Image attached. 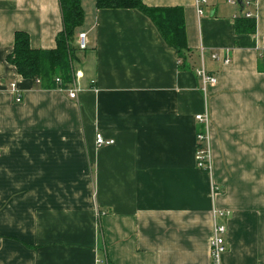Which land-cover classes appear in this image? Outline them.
<instances>
[{"label":"crops","instance_id":"0c3cea01","mask_svg":"<svg viewBox=\"0 0 264 264\" xmlns=\"http://www.w3.org/2000/svg\"><path fill=\"white\" fill-rule=\"evenodd\" d=\"M142 1L184 9L185 67L138 10L81 0L73 81L49 88L8 57L18 31L57 47L60 0H0V264H215L217 225L219 264H264V0L254 34L237 33L228 0L201 15L196 0ZM202 68L218 80L205 91ZM206 113L210 172L195 160Z\"/></svg>","mask_w":264,"mask_h":264},{"label":"trees","instance_id":"16d2710c","mask_svg":"<svg viewBox=\"0 0 264 264\" xmlns=\"http://www.w3.org/2000/svg\"><path fill=\"white\" fill-rule=\"evenodd\" d=\"M60 5L64 26L57 37V47L46 51L34 49L30 36L18 31L15 34L14 50L8 57L20 76L39 80L44 87L49 88L55 86L57 79L62 80L64 87L73 81L72 61L78 51L76 34L85 19L81 0H60ZM97 7L138 10L152 22L166 45L178 53L180 66L185 67L191 50L182 7H152L142 0H97ZM236 31L238 34H254L256 20L240 16L236 22Z\"/></svg>","mask_w":264,"mask_h":264},{"label":"built area","instance_id":"2783aa9c","mask_svg":"<svg viewBox=\"0 0 264 264\" xmlns=\"http://www.w3.org/2000/svg\"><path fill=\"white\" fill-rule=\"evenodd\" d=\"M231 4L239 6L242 9L241 15L247 19L254 18V13L251 11L252 8L256 5V0H242L240 4L237 0H228ZM207 4V0H196V8L198 14L201 15L203 12V6ZM78 45L80 50H86L88 48V39L87 34H81L78 39ZM213 59L220 60L222 59L220 54H214ZM226 64L231 62L230 57H225L222 59ZM197 76L200 80L201 90L205 91L209 85H216L217 77L208 73L205 68L199 69L197 71ZM41 81L37 80L36 84H40ZM56 83L63 87V82L61 79H57ZM11 89L13 92L18 93L17 83L11 84ZM68 92L70 98L77 100L80 93V87L77 85L76 80L70 88H65ZM16 101L22 102V96L17 94ZM196 120L204 125V130L196 134V151H195V160L197 166L204 170L210 172L212 165V155L210 150V118L209 115L200 114L196 116ZM115 144V141L112 139H106L103 134L98 133L96 135V145L97 147L103 146H112ZM222 215V213H221ZM227 227L225 225H217L215 229V236L211 241V252L215 264H219L221 255L226 251V241L223 235L226 233Z\"/></svg>","mask_w":264,"mask_h":264},{"label":"water","instance_id":"95a60500","mask_svg":"<svg viewBox=\"0 0 264 264\" xmlns=\"http://www.w3.org/2000/svg\"><path fill=\"white\" fill-rule=\"evenodd\" d=\"M240 4H242V0H237Z\"/></svg>","mask_w":264,"mask_h":264},{"label":"rangeland","instance_id":"374dc122","mask_svg":"<svg viewBox=\"0 0 264 264\" xmlns=\"http://www.w3.org/2000/svg\"><path fill=\"white\" fill-rule=\"evenodd\" d=\"M208 1V0H207Z\"/></svg>","mask_w":264,"mask_h":264}]
</instances>
